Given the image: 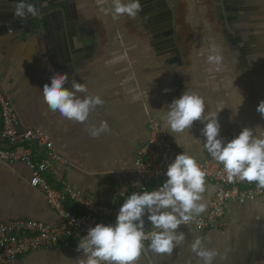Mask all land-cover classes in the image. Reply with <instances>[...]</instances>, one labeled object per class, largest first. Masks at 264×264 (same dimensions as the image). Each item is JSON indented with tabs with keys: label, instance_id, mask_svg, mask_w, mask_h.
Segmentation results:
<instances>
[{
	"label": "crops",
	"instance_id": "1",
	"mask_svg": "<svg viewBox=\"0 0 264 264\" xmlns=\"http://www.w3.org/2000/svg\"><path fill=\"white\" fill-rule=\"evenodd\" d=\"M69 3L73 16L61 32L43 26L9 29L0 3V92L14 109L19 133L31 129L51 136L64 162L56 167L53 182L63 180L103 205L119 202L112 199L115 191L129 197L142 185L134 166L148 142L150 119L159 122L180 152L198 162H216L203 150L199 121L182 133H170L165 122L167 106L184 91L200 95L208 110L219 112L220 135L226 140L244 127L264 133V118L256 111L264 100V0H165L164 18L145 0L135 18L116 15L113 0ZM209 55H220L221 63L209 64ZM55 72L68 73L67 87L76 80L89 95L104 100L86 122L48 108L42 87ZM239 93L244 102L237 113ZM102 120L110 132L91 137L87 128ZM30 178L26 165L0 161V222L58 224L59 215L30 186ZM159 183L148 184V191ZM214 193L206 183L201 201L206 210L194 218L208 214ZM65 207L77 211L73 204ZM222 221L224 229H177L185 240L171 254H157L148 243L137 264H202L191 250L198 237L218 253L215 264H264V197L227 203ZM145 230H155L146 218ZM76 249L40 250L13 264H81L86 257Z\"/></svg>",
	"mask_w": 264,
	"mask_h": 264
},
{
	"label": "clouds",
	"instance_id": "2",
	"mask_svg": "<svg viewBox=\"0 0 264 264\" xmlns=\"http://www.w3.org/2000/svg\"><path fill=\"white\" fill-rule=\"evenodd\" d=\"M113 10L116 15L135 18L141 11L140 0H113ZM13 16L26 21L29 17L39 18L40 11L30 0H17ZM207 60L219 65L222 57L209 55ZM68 80L67 72H55L50 83L42 87L44 101L52 112L84 123L92 111L103 106L104 100L99 95H89L86 85L76 80L67 87ZM239 96L237 113L244 102V97L240 93ZM256 111L264 118V100ZM218 113L208 110L200 95L184 91L167 106L164 119L170 133H182L199 121L203 125L200 129L203 150L223 165L228 182L255 181L264 188V133L258 135L253 128L244 127L238 135L226 140L220 135ZM87 131L91 137L99 138L110 128L102 120L98 127L92 125ZM164 175L166 180L157 189L133 192L121 204L114 223H97L88 228L76 249L86 257L81 264H137L146 239L145 218L155 229L149 234L153 252L171 254L185 240L184 233L177 229L206 210L201 202L206 173L195 157L181 152L167 165ZM191 250L202 264H215L218 253L204 247L201 238L192 242Z\"/></svg>",
	"mask_w": 264,
	"mask_h": 264
},
{
	"label": "built area",
	"instance_id": "3",
	"mask_svg": "<svg viewBox=\"0 0 264 264\" xmlns=\"http://www.w3.org/2000/svg\"><path fill=\"white\" fill-rule=\"evenodd\" d=\"M155 119L147 122L148 142L137 153L135 172L142 183L138 191H148L147 185L153 181L166 180L167 165L175 158L177 150L168 140L166 133ZM0 161L22 163L30 171V186L40 192L46 206L60 217L58 224L50 225L31 220H9L0 222V264H13L19 259L40 250L78 245L87 234L89 227L97 223H114L121 204L128 198L125 191L112 193V199L119 201L110 205L95 202L78 191L71 190L63 180L58 184L52 176L56 167L63 164L62 158L54 151L51 136L40 130L18 132V121L11 103L0 92ZM206 173L205 184L215 187V193L205 217L193 218L179 228L197 232L224 229L222 221L225 205L229 202L245 203L264 197V188L254 181L228 182L223 166L216 162H198ZM154 189V190H155ZM73 204L77 211H69L65 205ZM144 247L150 243V232L146 231ZM142 249V251H143ZM142 253V252H141Z\"/></svg>",
	"mask_w": 264,
	"mask_h": 264
},
{
	"label": "water",
	"instance_id": "4",
	"mask_svg": "<svg viewBox=\"0 0 264 264\" xmlns=\"http://www.w3.org/2000/svg\"><path fill=\"white\" fill-rule=\"evenodd\" d=\"M146 5L150 10L156 14V16L164 18L167 13V7L165 0H145ZM34 3L36 8L40 11L39 18L29 17L26 21H21L18 18H14L13 12L16 7L17 0H0L2 6V12L5 15L3 19L4 23H7V28H26L33 30V28L41 29V26L66 31L68 29L69 16L67 10H72V6L69 0H30ZM58 23V24H57ZM50 25H54L50 27ZM63 33V32H62Z\"/></svg>",
	"mask_w": 264,
	"mask_h": 264
},
{
	"label": "flooded vegetation",
	"instance_id": "5",
	"mask_svg": "<svg viewBox=\"0 0 264 264\" xmlns=\"http://www.w3.org/2000/svg\"><path fill=\"white\" fill-rule=\"evenodd\" d=\"M70 9H71V8H70ZM70 9L67 10V13H68L67 15L70 17L69 20H71V18H72V16H73V10H70ZM57 24H58V23H57ZM53 26H54V25H50V27H53Z\"/></svg>",
	"mask_w": 264,
	"mask_h": 264
}]
</instances>
